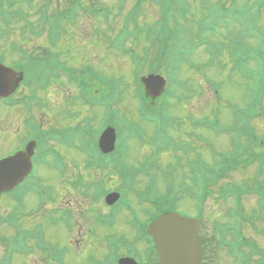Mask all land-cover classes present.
<instances>
[{"label": "rangeland", "instance_id": "374dc122", "mask_svg": "<svg viewBox=\"0 0 264 264\" xmlns=\"http://www.w3.org/2000/svg\"><path fill=\"white\" fill-rule=\"evenodd\" d=\"M67 0H55L54 5L59 6L62 5L63 3H66ZM98 1H103V0H98ZM112 3H108L106 5H111ZM115 4V3H114ZM101 5V4H100ZM104 5V4H102ZM147 9L145 12L142 13L140 19L143 22H146L148 24H154L158 20L161 19V16L157 9L152 8L149 2H147ZM228 7H231L229 5ZM215 8V4H211L208 7V12L210 10H213ZM25 10L28 11L25 7ZM36 13V9H33L32 14ZM204 7L203 10L200 9L198 5L193 7L189 18H193L196 16V20H199L204 17L205 15ZM206 15L210 16H215L216 13L210 12ZM212 19V18H211ZM120 20V23L122 22V18L117 16V21ZM117 21L113 23H117ZM262 21L264 22V13L262 14ZM11 34L8 37H3L0 40V55L3 56V52H11L10 50V44L13 41H18V31L16 25H11ZM106 26H104L103 22L101 20H95L90 23H87V21L83 22L80 21L77 23V25H72V26H66V34L65 38L63 40V43L61 42L59 44V47H56L52 49L51 51L54 53L57 52H62L61 50H66L64 53V56L62 58V61L67 63L68 67L71 69H77L80 70L83 66L86 65H93L95 67L102 79H94V83L96 84L97 88H101L102 91L106 88V83L104 82L105 77H116L119 78L118 80H122L123 86L121 87L124 92H125V101L122 104V109L125 113V116L128 117L130 121H135L137 122L138 118L136 119V110L138 109V95L137 93L140 90L139 84L137 83L136 80V71L132 68L130 60L127 58L126 60L123 59L122 57L115 55L113 53H108L103 51L101 46H98L99 44V39L97 34L103 33L105 30ZM91 32L92 34L88 37H83L81 35V32ZM95 31V32H93ZM97 32V33H96ZM15 34V35H14ZM12 35H14V39H12ZM74 35H77L76 38H73ZM19 36H21L19 34ZM40 37H37L36 35H27L21 38L23 40L24 45H26V48L30 50L33 55L35 56V60L38 63H41L42 65H47L48 63V57L43 56V51L41 50V47H46L47 43L45 39H37ZM45 41V42H44ZM79 41V43H78ZM142 43H145V40L141 41ZM79 45V46H78ZM138 45V44H137ZM144 47L145 45H141V47ZM105 47V46H104ZM4 48V49H3ZM139 48V47H138ZM142 49V48H141ZM140 49V50H141ZM67 50L70 51V54L67 52ZM41 56H39V55ZM199 54V57H198ZM5 59L7 60L6 67H11L12 63L17 62L18 60L21 61L24 58H20L17 56V54L13 53L11 55L4 54ZM13 56V57H12ZM206 60H208V67L209 69L204 71L203 73L199 74L198 76L193 74L192 72H189L188 70H184L182 72V76L180 77L183 80H190V86L192 87V92L188 94V99L183 100V101H173L169 99L167 96L162 97L161 99L157 100L155 104V109L156 111H160L164 108L166 105V112L171 115H173L176 118H179L178 125L180 127H184V129L180 133H172L174 139L178 140L180 136H185L188 137V140L194 143L193 141L196 139V136L198 134L205 135V138L207 141L210 143H213L219 150L223 149H230L231 142L227 137L223 136H217L213 134L210 131H207L204 133L200 129H196L193 125V120L194 116H196L198 119L201 117H205L207 120H212L216 112H219L221 114V121L223 125L230 126L231 121H232V113H233V106L238 105L240 108H244L243 102L249 100V96L245 94V89L244 85L248 82L247 80H244L243 78H239L237 75L232 74L229 70V68H224L221 69V66L214 64L212 60H210L206 54L202 51H199L197 55L193 57V61L197 64H205L206 65ZM227 65V64H225ZM213 66V69L210 67ZM154 68V66H151ZM12 69V68H10ZM21 72V71H20ZM42 72H38L35 75L41 76ZM17 75H19V72L16 71V78ZM29 75V74H28ZM29 76H34V75H29ZM25 80L23 82H18L15 84L14 88L18 89L17 86L19 84H22L23 86L19 88V91L24 92L27 94L28 88L31 86V82L28 80L27 77L24 78ZM210 82H217L220 87L221 91L219 92L218 95H216L215 90L213 87H211ZM168 88V86H167ZM14 89V91H15ZM179 94V92H177ZM75 96L77 95L74 87L72 84L67 83L66 81H63L62 79L59 80L57 79L56 81H53L49 84L48 88L40 91L39 97L41 99V108L35 112L36 117H39L40 119L43 118V120L48 122V130L49 129H58V130H64V129H70L74 128L77 126H82L86 129L90 128L89 127V122L87 121V118H90V123L92 119V114H81L80 109V103L78 102H72L68 100L69 96ZM66 99V100H65ZM176 98H174L175 100ZM62 100L66 101V103H62ZM129 103L128 104V101ZM261 106V115H258L254 121L253 124L255 126V131L256 134L259 137L264 138V102L260 101ZM258 111V110H257ZM71 112H76L79 113L80 116H77L76 114V119L71 118L72 114ZM97 118L94 122L95 126L99 128L105 118V111L104 109H98L96 110ZM38 118V119H39ZM15 113H11L8 110H5L0 107V124L2 127H0V157H4L7 155H11V151L13 149H16L18 147L15 138H13V133L20 128L16 127L22 125L23 117L20 118L21 120L16 121ZM141 126L143 127L144 131L148 133L149 135L151 134L153 130V126L151 124H148L145 121L140 122ZM4 125L8 126V128L5 130L4 133H1V130L5 129ZM117 127V126H116ZM190 127V128H189ZM117 130H119V127H117ZM121 133V131L119 132ZM123 134V132H122ZM2 135H8V139ZM24 135V132L22 133V136ZM232 137V135H230ZM235 140L237 138L233 136ZM18 139V138H17ZM132 140V139H131ZM185 140V139H183ZM264 139H259L257 141L256 146V153L261 154L264 152V147H261V143L263 142ZM222 142L223 144H221ZM191 143V145H193ZM130 147H131V153H129L130 156L133 157H141L144 158L143 155L138 154L140 151H144L146 149L150 148L149 143L147 142V139L145 137L141 139H134L133 141L130 142ZM196 148L200 149L203 147L200 144L195 145ZM217 149V150H218ZM133 151V155H132ZM208 153V152H207ZM135 154V155H134ZM201 155V153L199 152ZM198 152L195 150L191 154V156L194 158L196 155H199ZM170 155V154H169ZM199 155V156H200ZM209 156L203 157V159L208 162L209 164L213 163L214 159H211L210 153H208ZM149 156H154L152 154H149ZM213 157V156H212ZM173 155L169 156V163L170 167L166 168L167 163L158 165L155 169V172L160 175L162 171L161 167L163 165V168L166 170V172L169 175H173L174 179L176 180L177 178H180L182 181H176L177 187L180 186V182H183L182 186H185L187 183H191L189 180V172H186L184 170L180 171L179 169H176V167H173L172 163ZM131 160V159H129ZM157 159L154 157V161ZM133 164L135 163L134 160H132ZM174 162V159H173ZM145 161H141L139 164H145ZM156 163V162H155ZM173 166H172V165ZM254 170H247L246 172H242L244 176L245 175L248 177V175L251 177L253 173L255 172V169L257 166L252 167ZM168 170V171H167ZM47 172H50V169H47ZM43 172L42 174H44ZM85 171H83V174ZM187 174V178H186ZM54 178V177H53ZM242 178V177H241ZM43 180H49L51 181L50 178H47L43 175L42 177ZM170 179L172 177L170 176ZM263 180V179H262ZM171 182H174L173 180ZM239 183V181H238ZM175 184V183H174ZM163 184H161L162 186ZM192 186V183H191ZM258 188H261V185L258 184ZM195 192V191H194ZM67 198H72L75 197L77 201H79L80 196L79 193H76V189L72 187V184L69 183L67 185V193H66ZM79 197V198H78ZM217 198V197H216ZM215 197L207 199V213L208 212H218V214H222L225 210L226 203L224 202L225 206L222 204H218L217 200ZM249 200V203L255 202V197H246ZM245 198V199H246ZM2 206L0 205V213L1 211L5 210L4 208H7L9 204L11 203L9 199V194H6L2 197L1 199ZM4 207V208H2ZM221 212V213H220ZM211 221L213 218H209ZM219 218H216L215 220L217 221ZM25 223V222H23ZM82 224H85L84 227H82ZM91 224V218L89 215L86 217V221L84 218H82L81 221L77 219V228L75 231V240L77 236L79 235V232L81 229L84 228L86 231L88 226ZM91 227V226H90ZM261 229V226H260ZM109 232L107 231H99L96 230V237L94 240L96 243L91 246V250H88L86 248H89L88 246L86 248H83L86 246V243L88 244V238H92L91 235L88 237H82L80 248L81 251L84 250L86 253L84 255L81 254V259L83 261L84 257L86 255H92V254H107L106 249L103 245V237L105 235H108ZM0 236L2 238L5 237V232L3 230L2 233H0ZM246 239H248V245H250V242L252 240H255L257 244L264 249V233L263 231L256 230L254 227L250 226L247 227L246 231ZM84 238V239H83ZM78 247L76 244L74 248ZM76 248V249H80ZM72 249V247H71ZM97 250L98 252H95ZM220 259L218 260V264H230L231 260H227V254L224 251L220 252L219 255ZM71 262V260H69ZM72 263V262H71Z\"/></svg>", "mask_w": 264, "mask_h": 264}, {"label": "water", "instance_id": "95a60500", "mask_svg": "<svg viewBox=\"0 0 264 264\" xmlns=\"http://www.w3.org/2000/svg\"><path fill=\"white\" fill-rule=\"evenodd\" d=\"M144 82L152 96L161 94L164 81L160 77L150 76ZM154 225L156 242L165 264H198V241L194 235H187L190 221L163 216Z\"/></svg>", "mask_w": 264, "mask_h": 264}, {"label": "flooded vegetation", "instance_id": "af4514ba", "mask_svg": "<svg viewBox=\"0 0 264 264\" xmlns=\"http://www.w3.org/2000/svg\"><path fill=\"white\" fill-rule=\"evenodd\" d=\"M77 1L79 2L80 0H77ZM82 1H87L88 3H90V0H82ZM74 2H75V0H67L66 1V3H74ZM25 7H26L25 4L22 3L21 1L16 2V8L17 9L26 12ZM26 9H27V7H26ZM26 13H24V14H26ZM24 14H22V15H24ZM7 31L11 32V29H8ZM124 235L127 237L126 240H128L129 242H127L126 244H124V243L120 244L117 247L118 251H120L122 249H124V250L136 249V250H138L139 256L141 258V261H142L141 264H159V259H158L157 253L155 254L154 252H151V246L149 245V242L146 239H144L142 230H139L136 227L135 228L134 227H127L125 229ZM202 246H203V250H204V254H205L204 264H206L207 263V261H206L207 240H206V238H203ZM108 261L109 260L105 259L103 261L97 260L95 262H106L104 264H108L107 263ZM91 262L94 263V259H92ZM138 262L140 264L139 260H138ZM80 264H82V263H80Z\"/></svg>", "mask_w": 264, "mask_h": 264}, {"label": "trees", "instance_id": "16d2710c", "mask_svg": "<svg viewBox=\"0 0 264 264\" xmlns=\"http://www.w3.org/2000/svg\"><path fill=\"white\" fill-rule=\"evenodd\" d=\"M158 59H159V58H158ZM167 62H168V59H167L166 55H164V56L161 58V60H160V64L162 65V64L165 63V65H166Z\"/></svg>", "mask_w": 264, "mask_h": 264}]
</instances>
